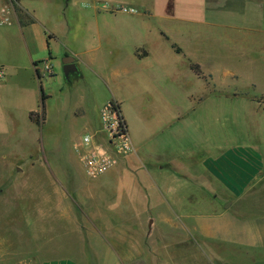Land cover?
I'll return each instance as SVG.
<instances>
[{
  "label": "rangeland",
  "instance_id": "obj_1",
  "mask_svg": "<svg viewBox=\"0 0 264 264\" xmlns=\"http://www.w3.org/2000/svg\"><path fill=\"white\" fill-rule=\"evenodd\" d=\"M34 1L33 6H38L40 13L34 16L26 7V14L30 15L27 24H21L22 28L17 25L0 26V68L4 66L5 70L0 78V192H3L0 193V229L7 244L16 243L12 232L14 185L18 180L28 181L41 185L35 190L41 189L42 192L50 189L41 188L42 185L44 187L53 180L56 186L70 193V213L78 218L77 222L84 232H90L84 235L90 243H84L86 251L82 253L81 264H264V249L247 251L215 241L205 242L187 229L170 227L169 222L161 224L159 221L156 224L155 221L151 227L148 219L145 225L143 212L156 218L157 211L162 208L169 210V205L164 203L157 206L155 201L161 191L156 187L147 190L151 195L149 205L136 203L132 194L141 193V187L132 174H127L130 178L122 179L113 177L111 171L96 179L86 176L74 145L86 133L100 138L99 112L110 97V87L102 75L94 72L95 68L87 65L82 66L83 77L74 75L67 80L62 60L70 55L71 49L87 48L89 39L97 35L93 27L99 25V20L94 16V4L101 9H110L114 4L111 0H57L52 3L49 0L47 5L41 0ZM150 1L158 13L167 11L164 0ZM173 4L176 13L200 14L197 0H173ZM240 12L244 16L241 15L238 21L245 22L247 27H251L252 23L259 24L264 29V4L260 8L250 4L241 8ZM126 19L130 17L118 16L116 20ZM60 23L64 24L63 28ZM31 24V28L26 27ZM51 31L56 33V38L50 36ZM221 31L222 27H214L213 32ZM243 32L246 33L245 30ZM260 33L264 34L262 31ZM212 52L220 56L218 47H214ZM257 53H254L256 60L242 59L241 65L235 67H240L246 76L250 75L248 78L257 79L263 84L264 58H261L263 55L259 51ZM45 60L50 65L43 68V74L38 78L33 64L41 65ZM110 61L108 57L103 59V72H108ZM241 79L235 83L239 90H242L241 85L245 88L247 83L245 77ZM114 88L111 82V89ZM241 94L255 100L264 99V93L253 89ZM235 101L233 104L220 100L206 101V105L202 103L190 110L189 119H181L172 129L164 128L163 132H159L162 127L159 116L164 114L165 109L143 106V102L138 106H125L124 112L135 145H142V150L138 149V152L147 154L149 164H157L162 157H171L172 166L190 173L194 179L198 176L194 167L201 162L204 153L212 152L213 155L221 148L251 144L257 146L264 157V109L254 113L253 106L244 104L245 98L240 97ZM181 110L189 112L187 108ZM31 111L34 112V121L39 118V124L30 119ZM2 123L8 128V133H2ZM138 164H141L140 161ZM94 181L105 183L99 188L101 195L94 198L96 208L100 210L95 213L99 212L104 222L120 224V213H130V218L123 222L125 233L120 237L126 252L117 245L112 246L111 251V231H104L101 219H91V213L79 193L72 195V185L91 184L87 186L91 188ZM199 182V179H195L190 183L194 202L202 196ZM259 188L256 195L261 192ZM88 201L87 198L85 203ZM173 207L177 209L175 205ZM211 207L210 204L201 207L192 202L189 210L209 214ZM15 211L19 215L26 212L24 209L23 212ZM140 211L142 214H138ZM241 213L264 214V202L256 201L253 204L252 200H246ZM111 215L116 219L111 221ZM182 222L188 224V220L175 221L178 225ZM72 223L75 224L73 221L62 222L60 226L71 229L74 227ZM95 229L101 234L99 243ZM68 233L62 239V245L71 252L67 254L76 255L73 248L81 247V242L73 232L69 230ZM123 252L131 257L130 261L122 263Z\"/></svg>",
  "mask_w": 264,
  "mask_h": 264
},
{
  "label": "crops",
  "instance_id": "obj_2",
  "mask_svg": "<svg viewBox=\"0 0 264 264\" xmlns=\"http://www.w3.org/2000/svg\"><path fill=\"white\" fill-rule=\"evenodd\" d=\"M18 1L19 8L24 13L28 9L34 16L40 13L39 7L33 6L34 0ZM41 1L47 5L49 0ZM50 1L52 3L57 0ZM97 1L100 0H95ZM111 3L128 4L137 8V11L125 13L111 8L101 9L94 4V16L99 20V25L93 27L97 35L89 39L87 48L71 49L69 54L76 58V76L83 77L82 66L87 65L95 68L94 72L106 79L110 87V97L106 102H119L127 125L124 107L142 105L143 102V106L165 109L164 114L159 116L162 126L159 132H163L164 128L172 129L181 119H189L190 110L202 103L206 105V101L211 103V100H220L233 104L236 99L243 97L246 99L244 104L247 107L253 106L254 113L264 109H261L264 99L255 100L241 94L248 89L263 94L264 83L248 78L250 75L246 76L240 67H235L241 65L242 59L256 60L254 53L258 51L263 55L261 58H264V34L260 33L264 29L259 24L252 23L251 27H247L245 22L238 21L241 15L244 16L240 12L241 8L250 4L260 8L264 0H197L200 10L198 15L176 13L173 0L163 1L167 10L164 13L155 11L150 0H111ZM118 16H128L130 19L119 21L116 20ZM27 21L25 17L20 18L17 12L12 25L22 28L21 24H27ZM59 25L64 27L62 23ZM32 26L33 24L26 27ZM217 26L222 27L221 32H213ZM50 36L57 37L52 31ZM214 47L220 49V60L212 52ZM106 57L111 61L108 72H103V59ZM193 64L199 66L200 73L193 68ZM48 65L50 63L47 60L41 65L33 64L38 78ZM2 70L5 71L4 66ZM244 77L247 79L246 87L241 85L242 90H239L235 83L242 81L241 78ZM111 82L115 85L114 89H111ZM184 108L189 109V112L181 110ZM2 125V133H8V128L4 123ZM133 144L135 152L121 159L107 172L111 171V175L119 179L130 178L127 174L136 178L133 177L141 187V193L132 194L136 203L149 205L151 195L147 190L151 187L160 189L161 194L155 203L157 206L166 203L169 210H158L156 218L150 213L147 215L144 210L145 225L148 219L151 227L155 221L156 224L159 221L161 224L169 222L170 227L187 229L205 242L215 241L247 251L264 249V214L241 213L246 200H252L253 204L256 201L264 202V157L257 146L236 145L221 148V151L213 155L212 152L204 153L201 162L192 166L198 171V176L193 179L190 173L172 166L171 157H162L157 164H149L147 154L138 152V149L142 150V145L136 146L134 141ZM139 161L141 164H138ZM195 179L200 181L202 195L197 202H194V191L190 189V183ZM104 184L102 181H94L92 187L88 188L91 184L83 186L79 183L75 188L72 185L70 190L72 195L79 193L91 213V219H101L104 231H111V251L112 246L117 245L126 252L120 237L125 233L123 222L130 218V213H120V224H114V221L104 222L100 213H95L100 210L96 208L94 198L101 195L99 188ZM40 186L19 180L14 185L12 232L16 243L8 245L3 230L0 229V264H81L82 253L86 251L84 243H90L84 235L90 232H84L77 222L78 218L70 213L68 200L72 196L56 186L53 180L41 187L50 188L49 191L35 190ZM258 187L261 192L256 195ZM87 198L89 201L85 203ZM123 201L126 202L127 199L124 198ZM129 201L131 204L132 199ZM192 202L201 207L210 204L212 210L209 214L191 212L189 209ZM34 203L39 205L35 206ZM22 206L26 212L16 214L15 209L23 212ZM138 214H142V211ZM113 216L111 215V221L116 219ZM176 220H188V224L182 222L178 225ZM67 221H73L74 227L64 229L60 226ZM69 230L81 242V247L78 245L73 248L76 255L67 254L71 252L62 245V239L69 234ZM95 232L99 235V243L101 234L96 229ZM123 259L121 258L122 263L130 261L131 257L124 253Z\"/></svg>",
  "mask_w": 264,
  "mask_h": 264
},
{
  "label": "built area",
  "instance_id": "obj_3",
  "mask_svg": "<svg viewBox=\"0 0 264 264\" xmlns=\"http://www.w3.org/2000/svg\"><path fill=\"white\" fill-rule=\"evenodd\" d=\"M18 0H0V26L12 25L17 15ZM112 10L129 13L136 9L131 6L116 4ZM4 71L0 68V78ZM100 138L84 134L74 145L79 161L87 177L96 179L105 174L118 162L135 152L128 125L122 114L119 102L110 100L104 103L99 112Z\"/></svg>",
  "mask_w": 264,
  "mask_h": 264
},
{
  "label": "water",
  "instance_id": "obj_4",
  "mask_svg": "<svg viewBox=\"0 0 264 264\" xmlns=\"http://www.w3.org/2000/svg\"><path fill=\"white\" fill-rule=\"evenodd\" d=\"M63 71L66 78H69L72 72L77 70L76 58L73 55H67L63 58Z\"/></svg>",
  "mask_w": 264,
  "mask_h": 264
},
{
  "label": "trees",
  "instance_id": "obj_5",
  "mask_svg": "<svg viewBox=\"0 0 264 264\" xmlns=\"http://www.w3.org/2000/svg\"><path fill=\"white\" fill-rule=\"evenodd\" d=\"M17 12H18V16L20 17V18H27V20H29V17H28V15L26 14V13H24V10H22L21 8H18L17 7ZM35 65H36V63H35ZM193 66V68L197 71V72H199L200 73V70H199V66L197 65V64H193L192 65ZM38 75H39V73H38ZM39 77H40V75H39ZM44 97H45V95L43 94V92H42V99H44ZM33 115H34V112H30V118H31V120H33L34 121V119H33ZM35 122L37 123V124H39L40 123V120H39V118H37L36 120H35Z\"/></svg>",
  "mask_w": 264,
  "mask_h": 264
},
{
  "label": "flooded vegetation",
  "instance_id": "obj_6",
  "mask_svg": "<svg viewBox=\"0 0 264 264\" xmlns=\"http://www.w3.org/2000/svg\"><path fill=\"white\" fill-rule=\"evenodd\" d=\"M77 70L75 72H72L69 76V78H67V80H71L72 76H76Z\"/></svg>",
  "mask_w": 264,
  "mask_h": 264
}]
</instances>
